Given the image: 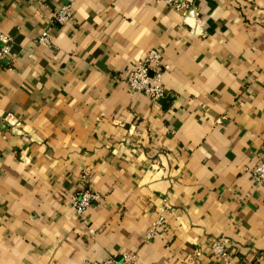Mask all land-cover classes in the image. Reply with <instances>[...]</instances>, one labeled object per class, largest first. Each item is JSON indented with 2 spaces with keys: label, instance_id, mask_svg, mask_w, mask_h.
<instances>
[{
  "label": "crops",
  "instance_id": "obj_1",
  "mask_svg": "<svg viewBox=\"0 0 264 264\" xmlns=\"http://www.w3.org/2000/svg\"><path fill=\"white\" fill-rule=\"evenodd\" d=\"M184 2L0 0V264H216L217 238L264 264V0ZM152 48L159 100L122 82ZM83 186L101 198L80 216Z\"/></svg>",
  "mask_w": 264,
  "mask_h": 264
},
{
  "label": "built area",
  "instance_id": "obj_2",
  "mask_svg": "<svg viewBox=\"0 0 264 264\" xmlns=\"http://www.w3.org/2000/svg\"><path fill=\"white\" fill-rule=\"evenodd\" d=\"M167 5L173 6L177 10L192 12L184 0H160ZM73 17L72 2L66 1L60 5L58 10L53 14L49 24L36 38L35 42L42 46H51L54 38V30L57 27H63ZM10 38L0 34V58L9 55L7 45ZM170 68L164 58L161 50L156 48L150 49L145 58L124 72L122 82L133 92H144L153 100H159L169 94L167 87L163 82V75ZM121 79V78H120ZM253 177L258 182H264V156L258 161L257 165L251 170ZM86 174L82 176V182L86 185ZM101 198L100 192L83 186L79 191L70 196V202L75 208L78 215L83 216L86 210L92 204ZM163 216H160L152 223L147 233V239L153 238L158 234L163 225ZM90 233H95L94 228L89 229ZM229 241L226 238H217L211 244V253L216 260V264H231V254L228 251ZM87 264H132L129 256H123L118 259L110 257L106 260H86Z\"/></svg>",
  "mask_w": 264,
  "mask_h": 264
},
{
  "label": "water",
  "instance_id": "obj_3",
  "mask_svg": "<svg viewBox=\"0 0 264 264\" xmlns=\"http://www.w3.org/2000/svg\"><path fill=\"white\" fill-rule=\"evenodd\" d=\"M120 259V258H119Z\"/></svg>",
  "mask_w": 264,
  "mask_h": 264
}]
</instances>
